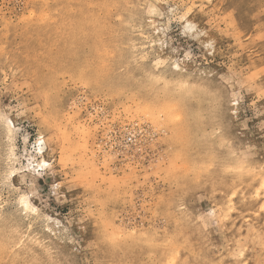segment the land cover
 Listing matches in <instances>:
<instances>
[{
  "label": "rangeland",
  "instance_id": "374dc122",
  "mask_svg": "<svg viewBox=\"0 0 264 264\" xmlns=\"http://www.w3.org/2000/svg\"><path fill=\"white\" fill-rule=\"evenodd\" d=\"M0 264H264V0H0Z\"/></svg>",
  "mask_w": 264,
  "mask_h": 264
},
{
  "label": "bare ground",
  "instance_id": "6f19581e",
  "mask_svg": "<svg viewBox=\"0 0 264 264\" xmlns=\"http://www.w3.org/2000/svg\"><path fill=\"white\" fill-rule=\"evenodd\" d=\"M185 30H187L188 32V33L186 32L187 35L196 37V38L198 36H201L203 33L202 31H199L200 29H198L197 24L190 20L186 21ZM47 152H48V149H47V146L45 145V142L40 141V144L37 148V154L42 155V157H44ZM49 168H50V165L48 164L46 160H42L40 162V161H37L35 157H33V161H30L28 164V170L25 176L29 177L32 184L36 186L38 185V182L42 176L46 177ZM22 208L27 213H32L35 210L34 205H32V201L29 200L28 198L22 199Z\"/></svg>",
  "mask_w": 264,
  "mask_h": 264
},
{
  "label": "built area",
  "instance_id": "2783aa9c",
  "mask_svg": "<svg viewBox=\"0 0 264 264\" xmlns=\"http://www.w3.org/2000/svg\"><path fill=\"white\" fill-rule=\"evenodd\" d=\"M125 141H126L128 144L132 143V142H133V136H132V135L127 136V138L125 139Z\"/></svg>",
  "mask_w": 264,
  "mask_h": 264
}]
</instances>
